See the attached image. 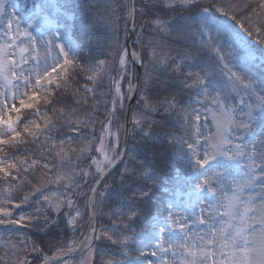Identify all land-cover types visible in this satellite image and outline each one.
I'll list each match as a JSON object with an SVG mask.
<instances>
[{"label":"snow or ice","instance_id":"obj_1","mask_svg":"<svg viewBox=\"0 0 264 264\" xmlns=\"http://www.w3.org/2000/svg\"><path fill=\"white\" fill-rule=\"evenodd\" d=\"M257 59L264 0H0V260L264 264Z\"/></svg>","mask_w":264,"mask_h":264},{"label":"trees","instance_id":"obj_2","mask_svg":"<svg viewBox=\"0 0 264 264\" xmlns=\"http://www.w3.org/2000/svg\"><path fill=\"white\" fill-rule=\"evenodd\" d=\"M17 3H19L21 5V1L22 0H14ZM27 2L29 3V5H31L32 3V0H27ZM53 3L56 2V0H52ZM61 2H66L69 6H71L72 10H73V14H75V9H76V5L78 3H80V0H61ZM143 24V21L142 20H139L137 19V29L136 31L139 32L140 31V25ZM82 27L79 19L76 20V26H75V30L78 32L79 29ZM125 34H126V31H125V25L124 23L121 21L119 23V31H118V36H119V40L121 42V44H125ZM137 40V36L134 34L133 36V42H132V45L134 44V41ZM257 48H259V46H257ZM136 51H140V48L139 46H137L135 48ZM143 71V70H142ZM77 87V84L74 83L73 84V89H75ZM70 95V94H69ZM24 115L25 116H28L30 117L31 116V111L30 110H24ZM99 127V126H97ZM85 222H86V219H85ZM25 231H27L26 229H20L19 231H13L12 233L8 234V233H5L4 231H0V239H1V243L0 245H4L5 242L9 241V240H12L13 242L17 239H20L22 238V233H24ZM49 255H52V253H49ZM0 257H5V250L4 248L0 247ZM5 259H7L5 257ZM0 264H4V261L3 260H0Z\"/></svg>","mask_w":264,"mask_h":264},{"label":"rangeland","instance_id":"obj_3","mask_svg":"<svg viewBox=\"0 0 264 264\" xmlns=\"http://www.w3.org/2000/svg\"><path fill=\"white\" fill-rule=\"evenodd\" d=\"M25 0H22L21 1V6L24 4ZM11 3L12 4H16L14 3V0H11ZM9 12H12L14 11L12 8H9L8 9ZM254 43V41H252ZM257 56H259V52H257ZM253 71V74L256 76V77H260L262 74H264V69H262L260 67V60L257 59V61L255 62V66L254 68L252 69ZM202 123V131L206 134V135H213L216 131L215 129V125L213 124L212 122V119L211 117H209L207 120H203L201 121ZM241 171L240 169H237L236 171L233 172V176L236 177V178H239V176L241 175ZM1 239H0V243H1ZM79 259V257L77 258V260Z\"/></svg>","mask_w":264,"mask_h":264},{"label":"water","instance_id":"obj_4","mask_svg":"<svg viewBox=\"0 0 264 264\" xmlns=\"http://www.w3.org/2000/svg\"><path fill=\"white\" fill-rule=\"evenodd\" d=\"M131 27H132L131 22H129L128 30L126 32V38H125V42L129 47V51H132V49H131V37H132ZM137 67H139V66H137Z\"/></svg>","mask_w":264,"mask_h":264}]
</instances>
